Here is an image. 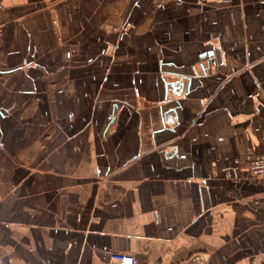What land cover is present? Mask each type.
I'll list each match as a JSON object with an SVG mask.
<instances>
[{"label": "crops", "instance_id": "obj_1", "mask_svg": "<svg viewBox=\"0 0 264 264\" xmlns=\"http://www.w3.org/2000/svg\"><path fill=\"white\" fill-rule=\"evenodd\" d=\"M204 1L0 0V264H264V0L135 37Z\"/></svg>", "mask_w": 264, "mask_h": 264}, {"label": "rangeland", "instance_id": "obj_2", "mask_svg": "<svg viewBox=\"0 0 264 264\" xmlns=\"http://www.w3.org/2000/svg\"><path fill=\"white\" fill-rule=\"evenodd\" d=\"M163 1L165 2L166 0H163ZM204 2L208 4L209 6L208 8L210 9L209 13H206V14L203 13L207 17L206 21L201 20L198 15H195V17H190V18L188 16H183L181 11L174 10L171 7L167 8L166 10L158 9L159 12L157 13H161V12L165 13V15L168 17L166 18L155 17V18H148L144 20L142 19L141 22H144V21L147 22V26L145 28H142L141 34H139L138 36H135L132 34V36H135L136 38H138L139 40L138 42H140V44L141 42L144 41L148 45H153L154 47H156L157 49L156 52L159 53L161 57H163L166 60H169V59L174 58V56L173 54L169 52L167 47L179 48L180 45L185 47L187 44L185 43L186 41L184 39V36L186 35L180 32L186 27H190V28L195 27L194 31H190L191 33L189 35L194 36V37L202 36L198 40L203 39L204 44H203V41H201V42H198V44L195 43L194 45H196L195 46L196 49L198 48L197 49L198 52L203 51L206 48L211 47L210 42L212 41V39H210L211 37L210 33L207 34L204 32L206 31V28H208L207 24L210 26L209 31H212L211 29H215L213 25L209 24V21L214 20V19H222L219 17L220 15H223L224 13L227 15L226 11L219 10L218 8L222 6L223 7L227 6L229 4V2H227L226 0H208ZM130 3L131 2H129V4ZM170 3L168 5H170ZM163 19L167 20L168 23H166ZM133 20L135 22L139 21V19L136 17H134ZM160 21L162 23H158ZM141 22H140V25H138V28H140V26L142 25ZM200 31L202 32L200 33ZM159 46L164 47L162 52L159 51ZM195 58H197V55H195Z\"/></svg>", "mask_w": 264, "mask_h": 264}, {"label": "built area", "instance_id": "obj_3", "mask_svg": "<svg viewBox=\"0 0 264 264\" xmlns=\"http://www.w3.org/2000/svg\"><path fill=\"white\" fill-rule=\"evenodd\" d=\"M249 167L252 175L256 177L264 176V154L251 155ZM110 258L116 264H138L136 256L132 254L112 253ZM180 264H212V262L207 255L197 252L181 261Z\"/></svg>", "mask_w": 264, "mask_h": 264}, {"label": "water", "instance_id": "obj_4", "mask_svg": "<svg viewBox=\"0 0 264 264\" xmlns=\"http://www.w3.org/2000/svg\"><path fill=\"white\" fill-rule=\"evenodd\" d=\"M209 54H212V51H211V52H209Z\"/></svg>", "mask_w": 264, "mask_h": 264}]
</instances>
